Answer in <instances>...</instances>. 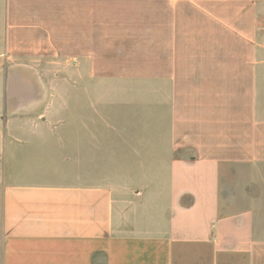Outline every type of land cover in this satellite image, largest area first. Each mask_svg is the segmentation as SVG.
I'll list each match as a JSON object with an SVG mask.
<instances>
[{
	"label": "crops",
	"instance_id": "0c3cea01",
	"mask_svg": "<svg viewBox=\"0 0 264 264\" xmlns=\"http://www.w3.org/2000/svg\"><path fill=\"white\" fill-rule=\"evenodd\" d=\"M0 264H264V0H0Z\"/></svg>",
	"mask_w": 264,
	"mask_h": 264
},
{
	"label": "rangeland",
	"instance_id": "374dc122",
	"mask_svg": "<svg viewBox=\"0 0 264 264\" xmlns=\"http://www.w3.org/2000/svg\"><path fill=\"white\" fill-rule=\"evenodd\" d=\"M32 72H29V74L26 73H18V78L15 81V86L18 89V100H22L24 98H27L24 93V89L28 88L30 90H44V89H50L49 95H45L44 91L42 95H35V96H29L28 98H33L37 100H42L43 103L45 100H47V103H51L54 101V99H59V101H62L63 99L64 105H59L58 110L61 111L62 109H65L63 116H60L59 118H63L66 121L72 120V109L71 106H67L68 102H71L72 96L71 91L73 87L78 86V81L73 80L72 77V68L71 66H67L64 68H61L60 66H56L52 63H42L39 65H35V67L32 69ZM82 87H88V82L81 81ZM97 87H104V83H100L96 85ZM59 89L64 90V95L61 96H53L51 95L53 90ZM52 91V92H51ZM56 110V109H54ZM58 112H54V115ZM60 113V112H59ZM40 113L39 112H28L25 114H22L21 118H30V119H40ZM51 116L52 113H49ZM20 118V116H19Z\"/></svg>",
	"mask_w": 264,
	"mask_h": 264
}]
</instances>
